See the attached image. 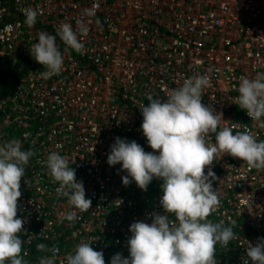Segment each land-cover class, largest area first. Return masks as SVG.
<instances>
[{
    "label": "built area",
    "instance_id": "1",
    "mask_svg": "<svg viewBox=\"0 0 264 264\" xmlns=\"http://www.w3.org/2000/svg\"><path fill=\"white\" fill-rule=\"evenodd\" d=\"M94 5L95 15L85 17ZM28 8L39 13L32 27L24 23ZM82 19L88 22L80 37L84 50L65 52L57 37L62 70L43 78L45 69L29 52L38 34L55 36L64 23L77 30ZM258 73H264V0H0V144L16 139L34 153L17 202L26 264L51 256L38 244L59 249L56 264H66L82 242L103 252L105 264L116 254L128 257L130 226L165 214L163 181L154 178L144 191L129 177L125 186L121 165L107 163L115 139L153 152L141 130V106L150 96L166 102L168 89L208 74L202 104L222 112L227 126L238 123V131L247 128L264 141V128L235 105L240 78ZM210 138L215 143V134ZM53 151L69 160L91 200L73 222L64 218L68 198L57 195L59 184L46 167ZM243 163L221 155L210 166L220 203L207 219L234 224L237 236L226 247L216 245L217 264H242L247 242L264 238V170Z\"/></svg>",
    "mask_w": 264,
    "mask_h": 264
},
{
    "label": "clouds",
    "instance_id": "2",
    "mask_svg": "<svg viewBox=\"0 0 264 264\" xmlns=\"http://www.w3.org/2000/svg\"><path fill=\"white\" fill-rule=\"evenodd\" d=\"M96 7L85 9L84 16H94ZM24 12V23L34 26L38 10L28 8ZM87 32L88 22L82 19L77 23V30L64 23L55 36L39 33L38 42L29 52L45 69L40 75L47 79L62 70L64 56L57 37L64 43L65 52L71 49L82 53L84 44L80 37ZM208 87H211L208 74H194L185 78L180 87L168 89L166 102L150 96L149 105L141 106V130L153 152L146 153L136 141L119 137L111 146L107 163L121 165V170L127 173L122 177L125 186L130 183L129 177L144 191L154 178L163 181L160 204L165 213L153 216L150 224L133 223L129 228L128 257L116 254L111 264H217L216 245L226 247L237 239L234 224L229 227L223 221L212 223L207 219L220 203L218 191L212 187L216 176L210 166L217 157L228 155L243 161L250 169L264 170V141H258L256 134L247 128L238 131V123L227 126L222 112L215 113L212 107L202 104L203 92ZM238 93L235 105L264 128V73L254 78L241 77ZM210 134H215V143L211 142ZM33 155L31 150H22L19 140L0 144V264H26L27 252L21 255L26 241L20 238L24 219L17 218V202L25 166ZM46 167L52 180L59 184L57 195L68 198L70 210L64 218L75 221L78 211L82 213L91 208L83 182L76 180L69 160L59 152L48 155ZM205 168H208L207 175ZM247 244L242 264H264V238L254 245ZM91 245L80 243L66 257V264H105L103 252L95 251ZM37 249L51 253L50 257H42L39 264H56L58 248L38 244Z\"/></svg>",
    "mask_w": 264,
    "mask_h": 264
}]
</instances>
